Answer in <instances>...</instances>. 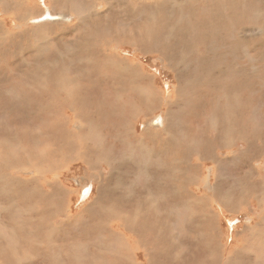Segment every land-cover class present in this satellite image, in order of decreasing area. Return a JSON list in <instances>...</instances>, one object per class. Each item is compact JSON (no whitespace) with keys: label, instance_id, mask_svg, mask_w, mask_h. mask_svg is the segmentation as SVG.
Returning <instances> with one entry per match:
<instances>
[{"label":"rangeland","instance_id":"obj_1","mask_svg":"<svg viewBox=\"0 0 264 264\" xmlns=\"http://www.w3.org/2000/svg\"><path fill=\"white\" fill-rule=\"evenodd\" d=\"M81 1L0 0V178L3 179L2 181L0 180V240L3 237L2 240L5 239L6 241V243L5 241L0 243V263L3 261V264H72L74 260H79L78 264H88V261L93 263L91 262V253L99 251L102 247L104 249L102 252L103 260L112 262L118 258L120 259L119 264H124V262L125 264H264V0H253L254 2L249 0L251 1L250 3L248 0H224V2L222 0H195L199 5L194 0H154V2L153 0H115L117 3L114 0L112 2L111 0ZM134 1L136 3L132 5ZM202 1L203 4H201ZM87 5L89 9L86 7ZM129 5L132 9H130ZM143 5H145V8L142 7ZM146 5H148L149 9L152 7L153 9H147ZM195 5L198 6L197 9L192 7H196ZM129 9L134 13L128 12L130 11ZM144 9H146L145 12L149 16H145ZM241 9H243V12ZM51 11L52 13L62 11L65 16L57 21L44 18L46 12L51 13ZM123 13L126 15L123 16ZM248 13L253 15V18L251 16L250 19ZM165 14L166 18L164 17ZM83 16L85 19L87 18L86 22L85 19L82 20ZM176 19L177 22L175 21ZM89 21L94 24L92 23L91 25ZM82 22H85V24H82ZM228 22L232 24L229 25ZM176 24L179 26L177 27ZM34 25L36 26L34 27ZM223 26H226V28H221ZM81 27L82 29H80ZM207 27L208 29L210 28V31L211 29L214 31L210 32ZM69 28L72 30L71 32ZM204 29L206 30L205 32ZM217 29L219 32H217ZM243 29L246 32L249 31L248 33L254 34V38H246L245 42L242 41L241 30ZM207 30L210 33H207ZM147 35L151 37H146ZM44 36L46 37L45 39H43ZM82 36L85 37L83 38ZM152 36L154 39H152ZM32 37L33 39H30ZM18 38L20 39L17 41ZM69 38H72V40ZM79 40H81V43ZM13 45L15 46L13 47ZM83 49L89 52V56H87V52H82ZM80 53L86 57L81 58ZM57 54H60V56ZM78 54L80 55L78 56ZM171 54L174 55L172 56ZM192 54L193 57L191 58ZM114 55L116 56L114 57ZM166 55L175 58L173 59L170 56L168 58ZM198 56H202L203 60L206 59L207 62L204 60L199 63L198 59H202ZM115 58H118V61ZM41 59H45V61L42 60L44 63L40 61ZM187 59H189V63ZM196 60L197 63L195 62ZM223 62L225 63L223 64ZM204 63L208 67L204 66ZM259 63L260 65L257 66ZM197 64L198 66H196ZM86 65L88 66L86 67ZM192 65L193 67H191ZM247 67L249 70L246 69ZM192 68H196V70ZM198 70L204 73L206 78ZM246 71H249L248 74ZM127 74L130 75L127 76ZM195 74L198 75L194 79ZM199 76L200 78L202 77V80H199ZM35 80L38 82L40 80V82L38 83ZM106 88L108 91L105 90ZM240 90L243 93H240ZM197 92L202 94L198 95L196 94ZM252 93H254V96ZM216 95H221V97ZM197 96L200 97L198 98ZM190 97H192V102ZM87 98L88 100H85ZM108 98L109 100L105 102ZM237 98L239 99L238 101ZM97 99L100 100V103H97L99 102ZM194 101L197 102V105ZM246 101L247 103H245ZM90 102L93 106L90 105ZM253 102L254 104H252ZM50 103L53 104L51 105ZM106 103H109L110 109ZM205 103L207 104L205 105ZM87 107L90 112H88ZM92 107L96 109L93 110ZM212 107L213 109H211ZM74 109L80 112L79 116L74 115ZM108 109L109 111H105ZM173 109L176 110L173 111ZM102 111L107 112V114H103L104 112ZM111 111H114V113H111ZM199 112L200 116L197 115ZM86 113L87 115L84 116L83 114ZM167 113L170 117L167 116ZM118 114L120 115L118 116ZM201 114L204 116L203 119H201L203 117ZM108 116H111V118ZM69 118L72 120L70 121ZM82 118L86 119V122ZM150 118L157 120L156 125L145 126ZM75 119H77L76 122ZM180 119L182 120L181 122L178 121ZM124 121L127 122L124 123ZM80 124H83L84 128ZM163 126L165 129H163ZM153 127L157 129L154 130ZM160 127L161 130L159 129ZM218 128L221 129L218 130ZM187 130L188 132H186ZM160 131L162 135L158 134ZM170 132L175 136L172 135L174 138L169 134ZM185 132L187 135L183 136ZM179 135L183 138L181 139ZM136 138L138 139L136 140ZM175 138H179V141L175 140ZM164 140H167L166 143L168 145ZM179 142L182 144L179 145ZM92 143L93 146H91ZM162 147L164 150H162ZM11 149L14 150L12 151ZM141 149L143 150L142 153L140 152ZM14 151L18 153L16 152V154ZM43 152L46 153L43 154ZM7 154H11V157ZM206 154L208 155L206 156ZM149 156L152 157L150 158ZM217 161L219 164H217ZM50 165L53 169H51ZM31 166L33 168L36 167V170ZM37 166L41 167L37 168ZM177 170L181 171L178 172ZM132 171H137L138 173H133ZM143 171L146 175L148 174V177ZM186 171L189 173L188 178H186L188 173L185 175ZM191 171L194 173L193 176ZM140 174H143V176ZM190 178H194V180L191 181ZM166 180L169 181L167 182ZM187 180L188 182H186ZM208 181H210V184ZM20 182L25 184L22 185ZM195 182L197 185H195ZM222 182L224 183L222 184ZM50 183L53 184L51 185ZM167 183L173 187L170 188L171 186L167 185ZM82 186L86 187L83 188ZM13 188L16 189L11 191ZM37 188L38 190L41 189L37 191ZM52 190L56 191L52 192ZM83 190H87V194H83ZM20 191L25 194L22 197L23 199L20 197L22 195ZM166 191L170 192L167 193ZM42 192L43 195H41ZM6 193L8 194L7 196L5 195ZM53 194H56L54 195L55 199H53ZM201 194L207 195V197L202 195L205 200H202ZM213 194L215 195L213 196ZM173 195L174 197H171ZM102 196L108 202H105ZM196 196L197 199H195ZM111 197H113L112 201L115 200L113 201L114 203L110 201ZM179 197L182 198L180 199ZM64 198L66 199L65 202L58 203L61 199L64 201ZM93 199L94 201L96 200L95 203L92 202ZM101 199L104 205L106 203L107 207L102 204ZM168 200L171 201L168 202ZM90 201L93 203L91 206ZM54 203L56 206L53 205ZM125 203L127 206L129 204L131 206H125ZM222 203H226V205L224 206ZM59 204H61L60 207H57ZM35 205H37V210ZM86 205L91 208H86ZM203 205L204 207L207 206V208H203ZM47 206L48 208H46ZM49 206H51L50 209ZM120 207L123 210H120ZM65 208L68 209L65 210ZM82 208L88 214L85 210H81ZM113 208L117 211H114ZM27 209L30 212H28L30 216L26 215ZM46 209H49L48 213L51 212V214H48ZM41 210L43 211L41 212ZM89 210L93 211V213L89 212ZM183 211L186 213H183ZM40 213L43 215H40ZM46 213L48 216L45 215ZM89 213L91 214L89 215ZM77 214L82 215L78 217ZM37 216H40L41 220H38ZM14 217L15 219H13ZM27 217H31L29 219L30 222ZM77 218L80 219L78 220ZM89 219H92V221L88 222ZM146 220L148 223L139 225ZM208 220L210 221L208 222ZM39 221L41 222L38 224ZM66 227L68 230L65 229L64 231L63 228ZM130 227L133 228L131 229ZM34 228L35 230L40 229V232H38L39 230H33ZM61 228L62 231L60 233ZM112 228H116L117 231L122 230L121 233L123 234H120L119 231L116 234ZM141 228L142 230L144 229L143 232ZM5 229L7 230L5 231ZM10 229L11 233H9ZM260 229H262V232ZM20 232L22 234H19ZM50 232L52 233L49 234ZM39 233L40 236L38 237ZM46 234L50 236H47L48 240L45 239ZM61 234H63V237ZM4 235H6V238ZM19 235H25V238L28 237L27 241ZM115 235H117V238ZM34 236H37L36 238H39L40 241ZM54 237L55 239H53ZM10 239L12 242H10ZM51 240L55 244L57 243L58 246L50 242ZM47 244H49V247ZM25 245L29 247L25 249ZM145 245L147 248H145ZM34 246L36 249L39 247L37 251L32 249ZM45 247H51V250ZM55 247H58V249L55 250ZM4 252L8 253L9 261H7L8 259L5 257L6 253ZM16 257L18 260L15 259ZM22 257L25 258V261H23ZM57 258L61 261L59 262ZM29 260L34 261L30 262ZM50 260L52 261L50 262Z\"/></svg>","mask_w":264,"mask_h":264},{"label":"bare ground","instance_id":"obj_2","mask_svg":"<svg viewBox=\"0 0 264 264\" xmlns=\"http://www.w3.org/2000/svg\"><path fill=\"white\" fill-rule=\"evenodd\" d=\"M80 1H81V0H80ZM112 1H113V0H111V2H112ZM117 1H118V0H117ZM117 1L115 2V0H114L115 3H117ZM119 1H120V0H119ZM125 1H126V0H125ZM140 1H142V0H140ZM144 1H145V0H144ZM144 1H143V2H144ZM194 1H195V0H194ZM222 1L224 2V0H222ZM229 1H230V0H229ZM248 1H249V0H248ZM252 1H253V0H252ZM81 2H82V1H81ZM111 2H110V3H111ZM131 2H132V1H131ZM131 2H130V4H131ZM143 2H142V4H144ZM153 2H154V0H153ZM158 2H159V1H158ZM195 2H196V1H195ZM214 2H215V1H214ZM235 2H236V1H235ZM250 2H251V1H249V3H250ZM253 2H254V1H253ZM40 3H41V2H40ZM86 3H87V2H86ZM134 3H136V1H134V2L132 3V5H133ZM140 3H141V2H140ZM159 3H160V2H159ZM191 3H192V2H191ZM196 3H197V2H196ZM196 3H195V4H196ZM206 3H207V2H206ZM70 4H71V3H70ZM70 4H69V5H70ZM87 4H88V3H87ZM94 4H95V3H94ZM138 4H139V2H138ZM145 4H146V3H145ZM148 4H149V3H148ZM154 4L157 5L156 3H154ZM192 4H194V3H192ZM197 4H198V3H197ZM197 4H196V5H197ZM201 4H203V1H202ZM207 4H208V3H207ZM241 4H242V1H241ZM6 5H7V4H6ZM88 5H90V4H88ZM88 5H87L86 7H88ZM109 5H111V4H109ZM109 5H108V6H109ZM134 5H135V4H134ZM139 5H140V4H139ZM159 5H160V4H159ZM196 5H195V6H196ZM198 5H199V4H198ZM247 5L249 6V4H247ZM247 5H246V6H247ZM43 6H44V5H43ZM43 6H42V7H43ZM51 6H52V5H51ZM92 6H93V5H92ZM112 6H113V5H112ZM129 6H130V5H129ZM144 6H145V5H143L142 7H144ZM146 6H147V9H149L148 5H146ZM153 6H154V5H153ZM164 6H165V5H164ZM200 6H201V5H200ZM241 6H242V5H241ZM253 6H254V5H253ZM9 7H10V6H9ZM47 7H48V6H47ZM130 7H131V6H130ZM138 7H140V6H138ZM192 7H193L194 9H197L198 6H196V7L192 6ZM4 8H5V7H4ZM45 8H46V5H45ZM48 8H49V7H48ZM53 8H54V7H53ZM76 8H77V7H76ZM79 8H80V7H79ZM79 8H78V9H79ZM93 8H94V7H93ZM103 8H104V7H103ZM103 8H102V10H103ZM128 8H129V7H128ZM134 8H135V7H134ZM144 8H145V7H144ZM193 8H191V9H193ZM247 8H248V7H247ZM247 8H246V9H247ZM250 8H251V7H250ZM62 9H63V8H62ZM86 9H87V8H86ZM86 9H85V10H86ZM88 9H89V7H88ZM97 9H98V8H97ZM97 9H96V10H97ZM130 9H132V7H131ZM130 9H129V10H130ZM151 9H153V7H152ZM151 9H149V10H151ZM162 9H163V8H162ZM166 9H167V8H166ZM248 9H249V8H248ZM14 10H15V9H14ZM49 10H50V9H49ZM72 10H73V9H72ZM94 10H95V9H94ZM99 10H100V9H99ZM142 10H143V9H142ZM142 10H141V12H142ZM145 10H146V9H144V12H145ZM154 10L156 11V9H154ZM185 10H186V9H185ZM242 10H243V9H241V11H242ZM17 11H18V10H17ZM54 11H55V10H54ZM59 11H60V10H59ZM63 11H64V10H63ZM69 11H70V10H69ZM79 11H80V9H79ZM91 11H93V10L91 9ZM108 11H109V10H108ZM134 11H135V10H134ZM138 11H140V10H138ZM238 11H239V9H238ZM249 11H250V10H249ZM15 12H16V11H15ZM49 12H50V11H49ZM85 12H86V11H85ZM87 12H88V10H87ZM94 12H95V11H94ZM112 12H113V9H112ZM123 12H124V11H123ZM128 12H133V11L130 10V11H128ZM242 12H243V11H242ZM242 12H241V13H242ZM244 12H245V10H244ZM250 12H251V11H250ZM39 13H40V12H39ZM44 13H45V12H44ZM101 13H102V12H101ZM133 13H134V12H133ZM145 13H146V12H145ZM148 13H149V12H148ZM164 13H165V12H164ZM174 13H175V12H174ZM190 13H191V12H190ZM195 13H196V12H195ZM251 13H252V12H251ZM41 14H42V13H41ZM73 14H74V13H73ZM89 14H90V13H89ZM91 14H92V13H91ZM107 14H108V13H107ZM140 14H141V13H140ZM156 14H157V13H156ZM166 14H167V13H166ZM166 14L164 15V17L166 16ZM248 14H249V13H248ZM253 14H254V11H253ZM76 15H77V14H76ZM80 15H81V14H80ZM125 15H126V14H125ZM125 15H124V13H123V16H125ZM130 15H131V13H130ZM138 15H139V14H138ZM138 15H137V16H138ZM141 15H142V14H141ZM147 15H148V14L146 13L145 16H147ZM150 15H151V14H150ZM167 15H168V14H167ZM170 15H171V14H170ZM173 15H174V14H173ZM194 15H195V14H194ZM237 15H239V14H237ZM16 16H17V15H16ZM64 16H65V13H62V11H61V12H57V13H52V11H51V13L46 12V15L44 16V18H47V19H49V20H50V19H53V20H56V21H57V20H59V19H61V18H64ZM67 16H68V14H67ZM78 16H79V13H78ZM81 16H82V15H81ZM148 16H149V15H148ZM155 16H156V15H155ZM168 16H169V15H168ZM182 16H183V15H182ZM248 16H249L250 19H251V16H252V18H253V15H250V14H249ZM258 16H259V15H258ZM70 17H71V16H70ZM85 17H86V16H85ZM254 17H255V16H254ZM16 18H17V17H16ZM19 18H22V17H19ZM24 18H25V17H24ZM88 18H89V16H88ZM94 18H95V17H94ZM96 18H97V17H96ZM108 18H109V17H108ZM150 18H151V17H150ZM165 18H166V17H165ZM179 18H180V17H179ZM35 19H36V18H35ZM66 19H67V18H66ZM69 19H70V18H69ZM83 19H85L84 16H83L82 20H83ZM86 19H87V18H86ZM86 19H85V22H86ZM89 19H90V18H89ZM89 19H88V20H89ZM156 19H157V18H156ZM18 20H19V19H18ZM36 20H37V19H36ZM49 20H48V21H49ZM78 20H79V19H78ZM78 20H77V21H78ZM91 20H92V18H91ZM150 20H151V19H150ZM157 20H158V19H157ZM157 20H156V22H157ZM160 20H161V19H160ZM166 20H168V19H166ZM180 20H181V19H180ZM245 20H246V19H245ZM245 20H244V21H245ZM15 21H16V20H15ZM19 21H20V20H19ZM38 21H39V20H38ZM44 21H45V20H44ZM98 21H99V20H98ZM152 21H153V19H152ZM175 21L177 22V19H176ZM178 21H179V20H178ZM20 22H21V21H20ZM85 22H82V24H83V23L85 24ZM99 22H100V21H99ZM150 22H151V21H150ZM31 23H32V22H31ZM44 23H46V22H44ZM49 23H50V22H49ZM89 23H90V21H89ZM92 23H93V22H92ZM92 23H90V24L92 25ZM95 23H98V22H95ZM171 23H172V22H171ZM228 23H229V22H228ZM242 23H243V22H242ZM247 23H248V22H247ZM14 24H15V23H14ZM16 24H17V23H16ZM23 24H24V23H23ZM50 24H51V23H50ZM50 24H48V25L50 26ZM93 24H94V23H93ZM98 24H99V23H98ZM151 24H153V23H151ZM177 24H178V23H177ZM177 24H176V26L178 27L179 25H177ZM230 24H232V23H229V25H230ZM245 24H246V23H245ZM248 24H249V23H248ZM36 25H37V24H36ZM36 25H34V27H35ZM54 25H55V24H54ZM61 25H63V24H61ZM78 25H79V24H78ZM87 25H89V24H87ZM158 25H159V24H158ZM219 25H220V23H219ZM222 25H223V24H222ZM222 25H221V26H222ZM240 25H241V24H240ZM254 25H255V24H254ZM28 26H29V25H28ZM49 26H48V27H49ZM65 26H66V25H65ZM69 26H71V25H69ZM94 26H95V25H94ZM165 26H166V25H165ZM167 26H168V25H167ZM167 26H166V27H167ZM174 26H175V25H174ZM174 26H173V27H174ZM227 26H228V25H227ZM258 26H259V25H258ZM258 26H257V27H258ZM14 27H15V26H14ZM75 27H76V26H75ZM78 27H79V26H78ZM78 27H77V28H78ZM96 27H97V26H96ZM156 27H157V26H156ZM168 27H169V26H168ZM205 27H206V26H205ZM231 27H232V26H231ZM25 28L27 29V27H25ZM41 28H42V27H41ZM50 28H52V26H50ZM88 28H89V27H88ZM104 28H106V27H104ZM104 28H103V31H104ZM164 28H165V27H164ZM170 28H171V27H170ZM174 28H176V27H174ZM217 28H218V27H217ZM221 28H226V26H225V27L223 26V27H221ZM221 28H220V29H221ZM227 28H228V27H227ZM252 28H253V27H252ZM259 28H260V27H259ZM26 29H25V30H26ZM48 29H49V28H48ZM72 29H74V28H72ZM80 29H82V27H81ZM167 29H168V28H167ZM207 29H208V27H207ZM209 29H210V28H209ZM209 29H208V30H209ZM214 29H215V28H214ZM229 29H230V28H229ZM233 29H234V25H233ZM253 29H254V28H253ZM33 30H34V29H33ZM38 30H39V29H38ZM69 30H70V28H69ZM76 30H78V29H76ZM76 30H75V31H76ZM154 30H155V29H154ZM174 30H175V29H174ZM179 30H180V29H179ZM208 30H207V33H210L213 29H211V31L209 30L210 32H208ZM217 30H218V29H217ZM217 30H216V31H217ZM224 30H227V29H224ZM251 30H252V29H251ZM259 30H260V29H259ZM259 30H258V31H259ZM262 30H263V29H262ZM18 31L20 32V30H18ZM34 31H35V30H34ZM45 31H47V29H45ZM71 31H72V30H70V32H71ZM85 31H86V30H85ZM103 31H102V32H103ZM129 31H130V30H129ZM146 31H147V30H146ZM175 31H177V30H175ZM181 31H182V30H181ZM205 31H206V30L204 29V32H205ZM213 31H214V30H213ZM222 31H223V30H222ZM254 31H255V30H254ZM258 31H257V32H258ZM61 32H62V31H61ZM68 32H69V31H68ZM73 32H74V31H73ZM80 32H81V31H80ZM80 32H79V33H80ZM90 32H91V31H90ZM125 32H126V31H125ZM131 32H132V31H131ZM138 32H139V30H138ZM140 32H142V31H140ZM153 32H154V31H153ZM217 32H219V30H218ZM248 32H249V31H248ZM248 32L244 31V29L241 30V33H242V35H241V39H242V41L245 42L246 38H247V39H252V38H254V34H252V33H248ZM24 33H25V32H24ZM24 33H23V34H24ZM81 33H82V32H81ZM85 33H86V32H85ZM98 33H99V32H98ZM122 33H123V32H122ZM136 33H137V32H136ZM144 33H145V32H144ZM158 33H159V32H158ZM172 33H174V32H172ZM200 33H201V32H200ZM212 33H213V32H212ZM238 33H239V31H238ZM253 33H254V32H253ZM258 33H259V32H258ZM260 33H261V31H260ZM26 34H27V33H26ZM34 34H35V32H34ZM65 34H66V33H65ZM65 34H64V35H65ZM86 34H87V33H86ZM115 34H117V33H115ZM129 34H130V33H129ZM141 34H142V33H141ZM151 34L153 35V33H151ZM156 34H157V33H156ZM160 34H161V32H160ZM177 34H178V32H177ZM202 34H203V33H202ZM219 34H220V33H219ZM221 34H222V32H221ZM12 35H13V34H12ZM16 35H18V34L16 33ZM36 35H37V34H36ZM36 35H35V37H36ZM55 35H56V34H55ZM83 35H84V33H83ZM89 35H90V34H89ZM104 35H105V34H104ZM130 35H131V34H130ZM130 35H128V36H130ZM132 35H133V34H132ZM139 35H140V34H139ZM154 35H155V34H154ZM174 35H175V34H174ZM179 35H180V33H179ZM179 35H178V36H179ZM13 36H15V35H13ZM37 36H38V35H37ZM40 36H41V35H40ZM58 36H59V35H58ZM58 36H57V37H58ZM142 36H143V35H142ZM142 36H141V37H142ZM148 36H149V35H147L146 37H148ZM176 36H177V35H176ZM16 37H17V36H16ZM38 37H39V36H38ZM82 37H83V36H82ZM84 37H85V36H84ZM84 37H83V38H84ZM112 37H113V36H112ZM149 37H151V36H149ZM152 37H153V36H152ZM155 37H156V36H155ZM179 37H181V36H179ZM219 37H220V35H219ZM219 37H218V38H219ZM237 37H238V36H237ZM0 38H1V37H0ZM21 38H22V37H21ZM23 38H24V37H23ZM41 38H42V37H41ZM45 38H46V37L44 36L43 39H45ZM125 38H126V37H125ZM136 38H137V35H136ZM138 38H139V36H138ZM144 38H145V37H144ZM144 38H143V39H144ZM176 38H177V37H176ZM238 38H239V37H238ZM15 39H16V38H15ZM19 39H20V38H18L17 41H18ZM30 39H33V37L30 38ZM69 39H70V38H69ZM100 39H101V38H100ZM104 39H105V38H104ZM128 39H129V38H128ZM130 39H131V38H130ZM150 39H151V38H150ZM152 39H154V37H153ZM156 39H157V38H156ZM179 39H180V38H179ZM179 39H178V40H179ZM201 39H202V38H201ZM204 39H205V38H204ZM219 39H220V38H219ZM221 39H222V38H221ZM40 40H41V39H40ZM62 40H63V39H62ZM70 40H72V38H71ZM88 40L90 41L89 38H88ZM91 40H92V39H91ZM116 40H117V39H116ZM145 40H146V39H145ZM12 41H13V40H12ZM64 41H65V40H64ZM68 41H69V40H68ZM79 41H80V43H81V40H79ZM86 41H87V40H86ZM150 41H151V40H150ZM182 41H183V40H182ZM213 41H214V40H213ZM58 42H59V41H58ZM77 42H78V41H77ZM82 42H83V41H82ZM179 42L181 43V41H179ZM184 42H185V41H184ZM259 42H260V41H259ZM16 43H17V42H16ZM30 43H31V42H30ZM36 43H37V42H36ZM36 43H35V44H36ZM87 43H88V42H87ZM104 43H105V42H104ZM112 43H113V42H112ZM248 43H249V42H248ZM248 43H247V44H248ZM250 43H251V42H250ZM256 43H257V42H256ZM10 44H11V43H10ZM105 44H106V43H105ZM185 44H186V43H185ZM261 44H262V43H261ZM87 45H88V44H87ZM113 45H114V43H113ZM115 45H116V44H115ZM232 45H233V44H232ZM245 45H246V44H245ZM14 46H15V45H13V47H14ZM34 46H35V45H34ZM85 46H86V45H85ZM101 46H102V45H101ZM186 46H189V45H186ZM186 46H185V47H186ZM233 46H234V45H233ZM233 46H232V47H233ZM21 47H22V46H21ZM81 47H82V46H81ZM111 47H113V46H111ZM200 47H201V45H200ZM2 48H3V47H2ZM8 48H9V47H8ZM85 48L88 49L89 46H88V48H87V47H85ZM109 48H110V46H109ZM190 48H191V47H190ZM251 48H252V47H251ZM260 48H261V47H260ZM50 49H51V48H50ZM74 49H75V48H74ZM81 49H82V48H81ZM86 49H83L82 52L85 51ZM112 49H113V48H112ZM196 49H197V48H196ZM203 49H204V48H203ZM245 49H246V48H245ZM8 50H9V49H8ZM48 50H49V49H48ZM78 50H79V49H78ZM190 50H191V49H190ZM260 50H261V49H260ZM49 51H50V50H49ZM80 51H81V50H80ZM80 51H79V52H80ZM96 51H97V50H96ZM109 51H110V50H109ZM118 51H119V50H118ZM30 52H31V51H30ZM59 52H60V51H59ZM86 52H87V51H85V53H86ZM112 52H113V51H112ZM112 52H111V54H112ZM114 52H115V51H114ZM119 52H120V51H119ZM193 52H195V51H193ZM196 52H197V51H196ZM247 52H249V51H247ZM9 53H10V52H9ZM40 53H41V52H40ZM42 53H43V52H42ZM65 53H66V51H65ZM88 53H89V52H87V54H88ZM108 53H109V52H108ZM186 53H188V52L186 51ZM191 53H192V51H191ZM45 54H46V53H45ZM80 54H81V53H80ZM80 54H78V56H79ZM96 54H97V53H96ZM116 54H117V53H116ZM188 54H189V53H188ZM30 55H31V54H30ZM33 55H34V54H33ZM38 55H39V54H38ZM43 55H44V54H43ZM43 55H42V56H43ZM57 55H58V54H57ZM64 55H65V54H64ZM64 55H62V56H64ZM66 55H67V54H66ZM104 55H105V54H104ZM117 55H118V54H117ZM120 55H121V54H120ZM171 55L173 56L174 54H171ZM58 56H60V54H59ZM80 56H82V54H81ZM87 56H89V54H88ZM93 56H94V55H93ZM115 56H116V55H114V57H115ZM166 56L168 57V56H170V55H166ZM166 56H165V58H167ZM172 56H170V57H172ZM196 56H197V55H196ZM196 56H195V58H196ZM202 56H203V55H202ZM202 56H198V57H200V58L202 59V60L198 59V60L200 61L199 63H201V61H204V60L207 62L206 59L203 60ZM35 57H36V56H35ZM35 57H34V58H35ZM53 57H54V55H53ZM68 57H70V56H68ZM83 57L85 58L86 56H82L81 58H83ZM108 57H109V55H108ZM108 57L106 56V58H108ZM118 57H119V56H118ZM190 57L192 58V57H193V54H192ZM40 58H41V57H40ZM47 58H48V57H47ZM78 58H79V57H78ZM87 58H88V57H87ZM89 58H91V57H89ZM106 58H105V59H106ZM168 58H169V57H168ZM172 58L174 59L175 57H172ZM205 58H206V57H205ZM9 59H10V58H9ZM105 59H104V60H105ZM115 59H117V61H118V58H115ZM189 59H190V58H189ZM189 59H187V60H188V63H189ZM42 60H43V59H41L40 61H42ZM46 60H47V59H46ZM55 60H56V58H55ZM60 60H61V58H60ZM82 60H84V59H82ZM86 60H87V59H86ZM86 60H85V61H86ZM101 60H102V59H101ZM106 60H107V59H106ZM184 60H185V59H184ZM190 60H191V59H190ZM192 60H193V59H192ZM217 60H218V59H217ZM263 60H264V59H263ZM35 61H36V59H35ZM43 61H45V59H44ZM43 61H42V63H44ZM48 61H49V60H48ZM57 61H58V60H57ZM62 61H63V60H62ZM110 61H111V60H110ZM113 61H114V60H113ZM172 61H173V60H172ZM213 61H214V60H213ZM255 61H256V60H255ZM255 61H254V62H255ZM259 61H260V60H259ZM37 62H38V61H37ZM46 62H47V61H46ZM53 62H54V61H53ZM81 62H82V61H81ZM104 62H105V61H104ZM182 62H183V59H182ZM195 62L197 63V60H196ZM217 62H218V61H217ZM257 62H258V61H257ZM13 63H14V62H13ZM18 63H19V62H18ZM34 63H35V62H34ZM86 63H87V62H86ZM113 63H114V62H113ZM115 63H117V62L115 61ZM121 63H122V62H121ZM167 63H168V62H167ZM196 63H195V64H196ZM224 63H225V62H223V64H224ZM226 63H227V62H226ZM260 63H263V62H260ZM260 63L257 64V66L260 65ZM30 64H31V63H30ZM37 64H38V63H37ZM99 64H100V63H99ZM103 64H104V63H103ZM119 64H120V61H119ZM119 64H118V65H119ZM122 64H123V63H122ZM176 64H177V63H176ZM184 64H185V63H184ZM195 64H194V65H195ZM205 64H206V63H204V66L208 67L207 64H206V65H205ZM208 64H209V60H208ZM214 64H215V62H214ZM221 64H222V62H221ZM10 65H11V64H10ZM65 65H66V64H65ZM173 65H174V64H173ZM177 65H178V64H177ZM187 65L189 66V64H187ZM254 65H255V64H254ZM262 65H263V64H262ZM35 66H37V65L35 64ZM41 66H42V65H41ZM67 66H68V64H67ZM84 66H85V65H84ZM87 66H88V65H86V67H87ZM105 66H106V65H105ZM119 66H120V65H119ZM123 66H124V65H123ZM181 66H182V65H181ZM196 66H198V64H197ZM199 66H200V65H199ZM251 66H252V65H251ZM24 67H25V66H24ZM59 67H60V66H59ZM191 67H193V65H192ZM194 67H195V66H194ZM216 67H217V65H216ZM42 68H43V67H42ZM64 68H65V67H64ZM67 68H68V67H67ZM121 68H122V67H121ZM257 68H258V67H257ZM259 68H260V66H259ZM187 69H188V67H187ZM192 69H193V68H192ZM194 69L196 70V68H194ZM194 69H193V70H194ZM199 69L201 70V68H199ZM212 69H213V67H212ZM240 69H241V68H240ZM246 69H248V67H247ZM24 70H25V69H24ZM47 70H48V69H47ZM182 70H183V69H182ZM193 70H192V71H193ZM203 70H204V69H203ZM213 70H214V69H213ZM243 70H244V69H243ZM248 70H249V69H248ZM29 71H30V70H29ZM42 71H43V70H42ZM131 71H133V70H131ZM184 71H185V70H184ZM187 71H188V70H187ZM189 71H190V69H189ZM189 71H188V72H189ZM230 71H232V70H230ZM241 71H242V69H241ZM263 71H264V70H263ZM30 72H31V71H30ZM39 72H41V71H39ZM47 72H48V71H47ZM125 72H126V71H125ZM188 72H187V73H188ZM198 72H200V71L198 70ZM238 72H239V71H238ZM246 72H247V74H248L249 71H246ZM43 73H44V71H43ZM81 73H82V71H81ZM128 73H129V72H128ZM200 73H201V72H200ZM206 73H207V72H206ZM216 73H217V72H216ZM234 73H236V72H234ZM239 73H241V72H239ZM39 74H40V73H39ZM132 74H133V73H132ZM185 74H186V73H185ZM190 74H191V73H190ZM190 74H189V76H190ZM192 74H193V73H192ZM198 74H199V73H198ZM198 74H195L194 79H195L196 75H198ZM201 74H203L202 76L205 77L204 73H201ZM214 74H215V73H214ZM249 74H250V73H249ZM42 75H43V74H42ZM129 75H130V74H129ZM129 75L127 74V76H129ZM234 75H236V74H234ZM234 75H233V76H234ZM40 76H41V74H40ZM131 76H133V75H131ZM200 76H201V75H200ZM200 76H199V78H200ZM36 77H37V76H36ZM36 77H33V78H36ZM38 77H39V75H38ZM44 77H45V76H44ZM197 77H198V76H197ZM92 78H93V77H92ZM133 78H134V76H133ZM135 78H136V77H135ZM137 78H138V77H137ZM189 78H191V77H189ZM201 78H202V77H201ZM201 78H200L199 80H202ZM205 78H206V77H205ZM216 78H217V77H216ZM240 78H241V77H240ZM26 79H27V78H26ZM40 79H42V78H40ZM85 79H86V78H85ZM96 79H97V78H96ZM100 79H101V78H100ZM131 79H132V78H131ZM191 79L194 80L193 78H191ZM37 80H38V79H37ZM83 80H84V79H83ZM92 80H93V79H92ZM206 80H207V79H206ZM214 80H215V79H214ZM33 81H34V80H33ZM35 81H36V80H35ZM86 81H88V80L86 79ZM189 81H190V80H189ZM212 81H213V80H212ZM17 82H18V81H17ZM36 82H38V81H36ZM39 82H40V80H39ZM39 82H38V83H39ZM84 82H85V81H84ZM94 82H96V81H94ZM94 82H93V83H94ZM97 82L99 83V81H97ZM190 82H191V81H190ZM194 82H195V81H194ZM194 82H192V83H194ZM196 82H198V81H196ZM215 82L217 83V81H215ZM89 83H92V82H89ZM111 83H112V82H111ZM203 83H204V81H203ZM212 83H213V82H212ZM42 84H43V83H42ZM87 84H88V83H87ZM94 84H95V83H94ZM195 84H196V83H195ZM195 84H193V85H195ZM198 84H199V83H198ZM204 84H205V83H204ZM219 84H220V83H219ZM10 85H11V84H10ZM40 85H41V84H40ZM40 85H39V86H40ZM47 85H48V84H47ZM193 85H192V86H193ZM189 86H191V85H189ZM195 86H196V85H195ZM198 86H199V85H198ZM200 86H202V85L200 84ZM210 86H211V85H210ZM43 87H44V86H43ZM48 87H49V86H48ZM106 87H108V86H106ZM193 87H194V86H193ZM207 87H209V86H207ZM216 87H217V86H216ZM15 88H16V87H15ZM88 88H89V86H88ZM96 88H97V87H96ZM189 88H190V87H189ZM197 88H198V87H197ZM212 88H213V86H212ZM219 88H220V87H219ZM221 88H223V87H221ZM240 88H241V87H240ZM100 89H101V86H100ZM100 89H99V90H100ZM223 89H225V88H223ZM226 89H227V87H226ZM229 89H230V88H229ZM25 90H26V89H25ZM41 90H42V88H41ZM75 90H76V89H75ZM85 90H86V89H85ZM88 90H89V89H88ZM90 90H91V89H90ZM97 90H98V89H97ZM105 90H107V88H106ZM190 90H192V89H190ZM93 91H94V90H93ZM93 91H92V92H93ZM95 91H96V89H95ZM107 91H108V90H107ZM112 91H113V90H112ZM202 91H203V90H202ZM207 91H208V89H207ZM219 91H220V90H219ZM251 91H252V90H251ZM86 92H87V91H86ZM92 92H91V94H92ZM114 92H115V91H114ZM252 92H253V91H252ZM43 93L45 94V92H43ZM89 93H90V92H89ZM94 93H95V92H94ZM94 93H93V94H94ZM192 93H194V92L192 91ZM200 93H201V92H200ZM200 93L198 94V92H197L196 94L201 95L202 93H201V94H200ZM206 93H207V92H206ZM220 93H221V92H220ZM240 93H243V91L240 90ZM240 93H239V94H240ZM244 93H245V92H244ZM47 94H48V93H47ZM97 94H98V93H97ZM115 94H116V93H115ZM190 94H191V93H190ZM231 94H232V93H231ZM239 94H238V95H239ZM246 94H248V93L246 92ZM252 94H253V96H254V93H252ZM255 94H256V93H255ZM45 95H46V94H45ZM193 95H194V94H193ZM193 95H192V96H193ZM4 96H5V95H4ZM43 96H44V95H43ZM208 96H209V95H208ZM216 96H217V95H216ZM248 96H249V95H248ZM251 96H252V95H251ZM97 97H98V96H97ZM109 97H110V96H109ZM193 97H194V96H193ZM197 97H198V96H197ZM199 97H200V96H199ZM199 97H198V98H199ZM214 97H215V96H214ZM217 97H221V95H218ZM44 98H45V97H44ZM100 98H101V97H100ZM100 98H99V99H100ZM102 98H103V97H102ZM190 98H191V102H192V97H190ZM195 98H196V97H195ZM215 98H216V97H215ZM39 99H40V98H39ZM91 99H93V98L91 97ZM91 99H90V100H91ZM99 99H97V100L99 101V102H97V103H100V100H99ZM110 99H111V98H110ZM185 99H186V98H185ZM202 99H203V98H202ZM202 99H200V100L202 101ZM208 99H209V97H208ZM216 99H217V98H216ZM250 99H251V98H250ZM85 100H88V98L85 99ZM108 100H109V98H108L107 100H105V102H107ZM112 100H114V99H112ZM183 100H184V99H183ZM183 100H182V101H183ZM200 100H199V101H200ZM214 100H215V99H214ZM222 100H223V99H222ZM224 100H225V98H224ZM238 100H239V99L237 98V101H238ZM252 100H253V99H252ZM252 100H251V101H252ZM42 101H43V100H42ZM80 101H81V100H80ZM116 101H117V100H116ZM116 101H113V102H116ZM185 101H186V100H185ZM189 101H190V100H189ZM199 101H198V102H199ZM201 101H200V103H202ZM225 101H226V100H225ZM234 101H235V100H234ZM237 101H236V102H237ZM82 102H83V101H82ZM110 102H111V101H110ZM187 102H188V101H187ZM187 102H186V103H187ZM194 102H195V101H194ZM223 102H224V101H223ZM256 102H257V101H256ZM260 102H261V101H260ZM39 103H41V102L39 101ZM93 103H94V102H93ZM111 103H112V102H111ZM111 103H110V104H111ZM195 103H196V105H197V102H195ZM245 103H247V101H246ZM50 104L52 105L53 103H50ZM81 104H82V103H81ZM95 104H96V102H95ZM106 104L108 105V107L110 106L109 103H106ZM180 104H181V103H180ZM180 104H179V106H181ZM187 104H189V103H187ZM206 104H207V103H205V105H206ZM234 104H235V103H234ZM238 104H239V103H238ZM252 104H254V102H253ZM38 105H39V104H38ZM90 105H92L91 102H90ZM98 105H99V104H98ZM112 105H113V104H112ZM165 105H166V104H165ZM168 105H169V104H168ZM199 105H200V104H199ZM240 105H241V104H240ZM250 105H251V104H250ZM259 105H260V104H259ZM41 106H43V105H41ZM92 106H93V105H92ZM100 106H101V105H100ZM114 106H115V104H114ZM209 106H210V105H209ZM236 106H237V104H236ZM242 106H243V105H242ZM47 107H48V106H47ZM53 107H54V106H53ZM94 107H95V106H94ZM187 107H188V106H187ZM193 107H194V106H193ZM197 107H199V106H197ZM207 107H208V106H207ZM207 107H206V108H207ZM243 107H244V106H243ZM248 107H249V106H248ZM254 107H255V106H254ZM257 107H258V106H257ZM41 108H43V107H41ZM87 108H88V107H87ZM92 108H93V107H92ZM190 108H192V107H190ZM195 108H196V107H195ZM195 108H194V109H195ZM203 108H204V105H203ZM203 108H202V109H203ZM209 108H210V107H209ZM209 108H208V109H209ZM214 108H215V107H214ZM218 108H219V106H218ZM245 108H247V107H245ZM251 108H252V107H251ZM251 108H250V109H251ZM95 109H96V108H95ZM95 109L93 108V110H95ZM103 109H104V107H103ZM103 109L101 108V110H103ZM109 109H110V107H109ZM109 109H108V110H105V111H109ZM177 109H179V108H177ZM199 109H201V108H199ZM202 109H201V110H202ZM211 109H213V107H212ZM221 109H222V108H221ZM237 109H238V108H237ZM243 109H244V108H243ZM248 109H249V108H248ZM252 109H253V108H252ZM84 110H85V109H84ZM174 110H176V109H173V111H174ZM188 110H189V109H188ZM195 110H198V109H195ZM201 110H200V111H201ZM204 110H205V109H204ZM204 110H203V111H204ZM206 110H207V109H206ZM209 110H210V109H209ZM209 110H208V111H209ZM216 110H217V109H216ZM261 110H262V109H261ZM86 111H87V110H86ZM105 111H102V112H104L103 114H107V112L105 113ZM114 111H115V110H114ZM114 111H111V113H112V112L114 113ZM167 111H168V109H167ZM167 111H166V112H167ZM177 111H178V110H177ZM190 111H191V109H190ZM223 111H224V110H223ZM232 111H233V110H232ZM236 111H237V110H236ZM241 111H242V110H241ZM253 111H254V110H253ZM43 112H45V111H43ZM84 112H85V111H84ZM88 112H90V111H89V108H88ZM94 112H95V111H94ZM102 112H101V113H102ZM170 112H171V110H170ZM170 112H169V114H170ZM178 112H179V111H178ZM192 112H193V111H192ZM192 112H190V114H192ZM146 113H147V112H146ZM196 113H197V112H196ZM201 113H203V112H201ZM252 113H253V112H252ZM79 114H80V112H79L77 109H74V115H75V116H79ZM95 114H97V113H95ZM99 114H100V113H99ZM108 114H109V113H108ZM164 114H165V113H164ZM171 114H172V113H171ZM178 114H180V113H178ZM188 114H189V113H188ZM204 114H205V113H204ZM83 115L85 116V115H87V113H86V114H83ZM83 115H82V116H83ZM88 115H89V114H88ZM92 115H93V114H92ZM109 115H110V114H109ZM112 115H113V114H112ZM114 115H115V114H114ZM119 115H120V114H118V116H119ZM192 115H193V114H192ZM197 115L200 116V112H199V114H197ZM201 115H202V114H201ZM205 115H206V114H205ZM207 115H208V113H207ZM209 115H210V114H209ZM82 116H80V117H82ZM84 116H83V117H84ZM106 116H107V115H106ZM167 116H169L168 113H167ZM202 116H203V115H202ZM102 117H103V116H102ZM108 117L111 118V116H108ZM142 117H143V116H142ZM169 117H170V116H169ZM179 117H180V116H179ZM182 117H183V116H182ZM208 117H209V116H208ZM71 118H72V117H71ZM103 118H104V117H103ZM180 118H181V117H180ZM200 118H201V117H200ZM203 118H204V116H203L201 119H203ZM240 118H241V117H240ZM248 118H249V117H248ZM82 119H83L84 121L86 120V119H84V118H82ZM82 119H81V120H82ZM93 119H94V118H93ZM146 119H148V118H146ZM164 119H165V117H164ZM176 119H177V118H176ZM182 119H183V118H182ZM243 119H244V117H243ZM69 120H70V118H69ZM71 120H72V119H71ZM71 120H70V121H71ZM81 120H80V121H81ZM83 120H82V121H83ZM124 120H125V119H124ZM199 120H200V119H199ZM76 121H77V119H75V122H76ZM84 121H83V123H84ZM145 121H146V120H145ZM163 121H165V120H163ZM169 121H170V119H169ZM175 121H176V120H175ZM178 121L181 122L182 120L180 119V120H178ZM184 121H185V120H184ZM197 121H198V119H197ZM202 121H203V120H202ZM202 121H201V122H202ZM204 121H206V120H204ZM242 121H244V120H242ZM85 122H86V121H85ZM88 122H89V120H88ZM120 122H121V121H120ZM125 122H127V121H124V123H125ZM156 122H157L156 119L154 120V119L150 118L149 120H147L145 126H147V125H156ZM198 122H199V121H198ZM162 123H163V122H162ZM162 123H161V124H162ZM166 123H167V121H166ZM173 123H174V122H173ZM173 123H172V124H173ZM175 123H176V122H175ZM195 123H196V122H195ZM88 124H89V123H88ZM157 124H158V123H157ZM176 124H177V123H176ZM191 124H192V123H191ZM191 124H190V125H191ZM250 124H251V123H250ZM82 125H83V124H80V126H82ZM162 125H163V124H162ZM74 126H76V125H74ZM86 126H87V125H86ZM166 126H167V125H166ZM176 126H177V125H176ZM178 126H179V125H178ZM186 126H187V125H186ZM236 126H237V125H236ZM82 127H83V126H82ZM111 127H112V126H111ZM167 127H168V126H167ZM167 127H166V129H167ZM83 128H84V127H83ZM124 128H125V127H124ZM150 128H151V126H150ZM153 128H154V127H153ZM179 128H181V127H179ZM185 128H186V127H185ZM187 128H188V126H187ZM187 128H186V129H187ZM215 128H216V127H215ZM156 129H157V128H154V130H156ZM159 129L161 130V127H160ZM163 129H165L164 126H163ZM186 129H185V130H186ZM220 129H221V128H220ZM220 129L218 128V130H220ZM81 130H82V129H81ZM98 130H100V129H98ZM120 130H121V129H120ZM122 130H123V129H122ZM152 130H153V129H152ZM154 130H153V131H154ZM168 130H169V128H168ZM88 131H89V129H88ZM153 131H152V132H153ZM157 131H159V130H157ZM181 131H182V130H181ZM181 131H180V133H181ZM191 131H192V129H191ZM236 131H237V130H236ZM95 132H96V131H95ZM100 132H101V131H100ZM125 132H127V131H125ZM162 132H163V131H162ZM166 132H167V131H166ZM186 132H188V130H187ZM186 132L183 134V136L186 134ZM114 133H115V132H114ZM117 133H118V132H117ZM154 133H155V131H154ZM176 133H177V132H176ZM80 134H82V133H80ZM80 134H79V135H80ZM93 134H94V133H93ZM100 134H101V133H100ZM100 134H99V135H100ZM118 134H119V133H118ZM158 134H161V131L158 132ZM163 134H164V133H163ZM169 134H171V136L173 135L171 132H170ZM177 134H179V133H177ZM181 134H182V133H181ZM181 134H180V135H181ZM222 134H223V133H222ZM240 134H241V133H240ZM86 135H87V134H86ZM88 135H89V134H88ZM109 135H111V134H109ZM115 135H116V134H115ZM129 135H130V134H129ZM161 135H162V134H161ZM180 135H179V136H180ZM186 135H187V134H186ZM245 135H247V134H245ZM100 136H101V135H100ZM111 136H112V135H111ZM113 136H114V135H113ZM116 136H117V135H116ZM163 136H165V135H163ZM169 136H170V135H169ZM173 136H174V135H173ZM173 136H172V138L175 137V136H174V137H173ZM176 136H177V135H176ZM181 136H182V135H181ZM181 136H180V137H181ZM195 136H196V135H195ZM234 136H235V135H234ZM240 136H241V135H240ZM104 137H105V136H104ZM134 137H135V136H134ZM134 137H133V138H134ZM137 137H138V136H137ZM167 137H168V134H167ZM100 138H101V137H100ZM172 138H171V139H172ZM182 138H183V137H181V139H182ZM188 138H189V137H188ZM193 138H194V137H193ZM196 138H197V137H196ZM196 138H195V139H196ZM215 138H216V137H215ZM232 138H233V137H232ZM137 139H138V138H136V140H137ZM164 139H167V138H164ZM181 139H180V140H181ZM248 139H249V138H248ZM260 139H261V138H260ZM140 140H142V139H140ZM172 140H173V139H172ZM175 140H178V141H179V138H178V139L175 138ZM199 140H200V139H199ZM216 140H217V139H216ZM216 140H215V141H216ZM231 140H232V139H231ZM233 140H234V139H233ZM164 141H165V140H164ZM166 141H167V140H166ZM166 141H165V143H166ZM168 141H169V139H168ZM178 141H177V142H178ZM186 141H187V140H186ZM200 141H201V140H200ZM217 141H218V140H217ZM228 141H230V140H228ZM174 142H175V141H174ZM161 143H162V142H161ZM165 143H164V144H165ZM170 143H171V142H170ZM179 143H180V142H179ZM252 143H253V142H252ZM166 144H167V143H166ZM175 144H176V142H175ZM181 144H182V143H180L179 145H181ZM54 145H55V144H54ZM100 145H102V144H100ZM167 145H168V144H167ZM173 145H174V144H173ZM173 145H172V147H173ZM185 145H186V144H185ZM91 146H93V143H92ZM158 146H159V145H158ZM160 146H161V145H160ZM174 146H175V145H174ZM249 146H250V145H249ZM76 147H77V146H76ZM107 147H108V146H107ZM182 147H183V145H182ZM186 147H187V146H186ZM53 148H54V147H53ZM56 148H57V147H56ZM148 148H150V147H148ZM162 148H163V147H162ZM167 148H169V147H167ZM174 148H175V147H174ZM176 148H177V147H176ZM14 149H16V148L14 147ZM14 149H13V150H14ZM58 149H59V148H58ZM58 149H57V150H58ZM90 149H91V147H90ZM103 149H105V148H103ZM138 149H139V146H138ZM146 149H147V148H146ZM153 149H154V148H153ZM156 149H157V148H156ZM158 149H159V148H158ZM160 149H161V148H160ZM169 149H170V148H169ZM171 149H172V148H171ZM190 149H191V148H190ZM206 149H207V148L205 147V150H206ZM11 150H12V149H11ZM13 150H12V151H13ZM42 150H43V149H42ZM54 150H55V149H54ZM59 150H60V149H59ZM59 150H58V151H59ZM111 150H112V148H111ZM111 150L109 149V151H111ZM162 150H164V148H163ZM173 150H174V149H173ZM44 151H45V150H44ZM89 151H90V150H89ZM142 151H143V150L141 149L140 152L142 153ZM174 151H175V150H174ZM206 151L208 152V150H206ZM14 152H15V151H14ZM16 152H17V151H16ZM16 152H15V153H16ZM40 152H41V151H40ZM60 152H61V151H60ZM131 152H132V151H131ZM153 152H155V151H153ZM207 152H206V153H207ZM12 153H13V152H12ZM15 153H14V154H15ZM17 153H18V152H17ZM17 153H16V154H17ZM41 153H42V152H41ZM41 153H40V154H41ZM45 153H46V152H45ZM45 153L43 152V154H45ZM47 153H48V152H47ZM143 153H144V152H143ZM146 153H147V152H146ZM151 153H152V152H151ZM151 153H150V154H151ZM43 154H42V155H43ZM59 154H60V153H59ZM63 154H64V153H63ZM63 154H62V155H63ZM150 154H149V155H150ZM156 154H157V153H156ZM203 154H204V152H203ZM7 155H9V154H7ZM10 155H11V154H10ZM10 155H9V156H10ZM28 155H29V154H28ZM81 155H82V154H81ZM81 155H80V156H81ZM146 155H147V154H146ZM154 155H155V154H154ZM204 155H205V154H204ZM207 155H208V154H206V156H207ZM95 156H96V155H95ZM97 156H98V155H97ZM158 156H159V155H158ZM158 156H157V157H158ZM167 156H168V155H167ZM171 156H172V155H171ZM171 156H169V157H171ZM7 157H8V156H7ZM10 157H11V156H10ZM26 157H27V156H26ZM26 157H25V158H26ZM87 157H88V156H87ZM89 157H90V155H89ZM100 157H101V156H100ZM149 157L151 158L152 156H149ZM12 158H13V157H12ZM11 160H13V159H11ZM11 160H10V161H11ZM22 160H23V159H22ZM26 160H27V159H26ZM80 160H81V159H80ZM152 160H153V159H152ZM38 161H39V160H38ZM157 161H158V160H157ZM184 161H185V160H184ZM2 162H3V161H2ZM35 162H37V161H35ZM40 162H41V161H40ZM85 162H86V161H85ZM97 162H98V161H97ZM160 162H161V161H160ZM215 162H216V161H215ZM217 162H218V161H217ZM0 163H1V161H0ZM41 163H42V162H41ZM104 163H105V162H104ZM108 163H109V162H108ZM169 163H170V162H169ZM169 163H168V164H169ZM23 164H24V163H23ZM32 164H33V163H32ZM54 164H56V163H54ZM54 164H53V165H54ZM88 164H89V163H88ZM217 164H219V162H218ZM3 165H5V164H3ZM51 165H52V164H51ZM51 165H50V166H51ZM106 165H107V164H106ZM154 165H155V164H154ZM185 165H186V164H185ZM24 166H25V165H24ZM32 166H33V165H32ZM32 166H31V167H32ZM34 166H35V165H34ZM50 166H49V167H50ZM56 166H57V165H56ZM161 166H162V165H161ZM179 166H180V165H179ZM2 167H3V166H2ZM39 167H41V166H39ZM39 167L37 166V168H39ZM180 167H181V166H180ZM32 168H33V167H32ZM35 168H36V167H34L33 169H35ZM54 168H56V167H54ZM57 168H58V167H57ZM160 168H161V167H160ZM162 168H163V166H162ZM1 169H2V168H1ZM21 169H22V168H21ZM51 169H53L52 166H51ZM100 169H101V167H100ZM100 169H99V171H100ZM170 169H171V168H170ZM170 169H168V170H170ZM179 169H180V168H179ZM35 170H36V169H35ZM40 170H41V169H40ZM171 170H172V169H171ZM189 170H190V169H189ZM189 170H188V171H189ZM41 171H42V170H41ZM145 171H146V170H145ZM149 171H150V170H149ZM159 171H161V170L159 169ZM163 171H164V170H163ZM177 171L180 172L181 170H180V171L177 170ZM188 171L185 172V175L188 173ZM213 171H214V170H213ZM51 172H52V171H51ZM56 172H57V171H56ZM132 172H133V171H132ZM136 172H137V171H136ZM136 172L134 171L133 173H136ZM155 172H156V171H155ZM214 172H215V171H214ZM4 173H5V172H4ZM49 173H50V172H49ZM97 173H99V172H97ZM101 173H102V172H101ZM105 173H106V172H105ZM137 173H138V172H137ZM143 173H144V171H143ZM157 173H158V171H157ZM157 173H156V174H157ZM175 173H176V172H175ZM191 173H192L191 175L193 176L194 173H193L192 171H191ZM212 173H213V172H212ZM56 174H57V173H56ZM56 174H55V175H56ZM144 174H145V173H144ZM153 174H154V173H153ZM156 174H155V175H156ZM160 174H161V172H160ZM160 174H158V175H160ZM2 175H4V174H2ZM140 175L143 176V174H140ZM145 175H146V174H145ZM145 175H144V176H145ZM147 175H148V174H147ZM147 175H146V176H147ZM162 175H164V174H162ZM179 175H180V174H179ZM188 175H189V173L187 174V177H186V176H185V177L188 178ZM211 175H212V174H211ZM214 175H215V174H214ZM149 176H153V175H149ZM156 176H157V175H156ZM168 176H170V175H168ZM205 176H206V175H205ZM212 176H213V175H212ZM212 176H211V177H212ZM53 177H54V176H53ZM147 177H148V176H147ZM161 177H162V176H161ZM173 177H174V176H173ZM178 177H179V176H178ZM185 177H184V178H185ZM209 177H210V176H209ZM209 177H208V178H209ZM214 177H215V176H214ZM34 178H35V177H34ZM34 178H33V181H34ZM144 178H145V177H144ZM155 178H156V177H155ZM182 178H183V177H182ZM194 178H195V176H194ZM194 178H193V179L190 178L191 181L194 180ZM6 179H7V178H6ZM8 179H9V180H12V179H10V178H8ZM35 179H36V178H35ZM169 179H171V178H169ZM195 179H196V178H195ZM200 179H201V178H200ZM212 179H213V178H212ZM0 180L2 181L3 179L0 178ZM51 180H52V179H51ZM149 180H150V179H149ZM172 180H173V179H172ZM197 180H198V179H197ZM214 180H215V179H214ZM4 181H5V179H4ZM15 181H16V180H15ZM35 181H36V180H35ZM162 181H163V178H162ZM166 181H167V180H166ZM168 181H169V180H168ZM168 181H167V182H168ZM195 181H196V180H195ZM7 182H8V181H7ZM36 182H37V181H36ZM36 182H34V183H36ZM48 182H49V181H48ZM51 182H54V181H51ZM181 182L184 183L185 181H181ZM181 182H179V183H181ZM186 182H188V180H187ZM248 182H249V181H248ZM12 183H13V182H12ZM20 183L22 184V182H20ZM27 183H28V182H27ZM56 183H57V182H56ZM142 183H144V182H142ZM202 183H203V182H202ZM208 183L210 184V181H208ZM223 183H224V182H222V184H223ZM0 184H1V183H0ZM2 184H4V183H2ZM14 184H15V183H14ZM16 184H17V183H16ZM21 184H20V185H21ZM24 184H25V183H23L22 185H24ZM50 184H51V183H50ZM52 184H53V183H52ZM52 184H51V185H52ZM150 184H151V183H150ZM150 184H148V185H150ZM168 184H169V183H167V185H168ZM189 184H190V180H189ZM209 184H208V185H209ZM213 184H214V183H213ZM37 185H38V184H37ZM47 185H48V184H47ZM85 185H86V184H85ZM91 185H92V184H91ZM169 185H170V184H169ZM176 185H177V184H176ZM195 185H197L196 182H195ZM198 185H199V184H198ZM3 186H4V185H3ZM150 186H151V185H150ZM170 186H171V185H170ZM170 186H169V187H170ZM182 186H184V185H182ZM199 186H200V185H199ZM13 187H15V186H13ZM21 187H22V186H21ZM24 187L27 188L26 186H24ZM51 187H52V186H51ZM82 187H83V186H82ZM85 187H86V186H85ZM85 187H83V188H85ZM97 187H98V186H97ZM103 187H104V186H103ZM154 187H155V186H154ZM172 187H173V186H171L170 188H172ZM174 187H175V186H174ZM190 187H191V186H190ZM209 187H210V186H209ZM11 188H12V187H11ZM31 188H32V187H31ZM34 188H35V187H34ZM38 188H39V187H38ZM38 188H37V191H39V190L41 189V188H40V189L38 190ZM54 188H55V187H54ZM95 188H96V187H95ZM105 188H106V187H105ZM150 188H151V187H150ZM170 188H168V189H170ZM181 188H182V187H181ZM7 189H8V188H7ZM9 189H10V188H9ZM14 189H16V188L11 189V191H14ZM27 189H28V188H27ZM27 189H25V190H27ZM35 189H36V188H35ZM50 189H51V188H50ZM106 189L108 190V188H106ZM174 189H175V188H174ZM207 189H208V187H207ZM210 189H211V188H210ZM219 189H220V188H219ZM17 190H18V189H17ZM21 190H22V189H21ZM31 190H32V189H31ZM98 190H99V189H98ZM154 190H155V189H154ZM179 190H181V189H179ZM205 190H206V189H205ZM212 190H213V189H212ZM220 190H222V189H220ZM7 191H8V190H7ZM15 191H16V190H15ZM22 191H24V190H22ZM33 191H34V190H33ZM37 191H36V193H38ZM53 191H54V190H52V192H53ZM55 191H56V190H55ZM55 191H54V192H55ZM96 191H97V190H96ZM109 191H111V190H109ZM206 191H207V190H206ZM217 191H218V190H217ZM18 192H19V190H18ZM20 192H21V191H20ZM40 192H41V191H40ZM61 192H62V191H61ZM166 192H167V191H166ZM166 192H165V193H166ZM169 192H170V191H168L167 193H169ZM172 192H173V191H172ZM204 192H205V191H204ZM204 192H203V193H204ZM211 192H212V191H211ZM4 193H5V192H4ZM8 193H9V192H8ZM48 193H49V192H48ZM57 193H58V191H57ZM84 193L87 194V190H83V194H84ZM97 193H98V192H97ZM111 193H113V192H111ZM111 193H109V194H111ZM154 193H156V192H154ZM163 193H164V192H163ZM180 193H181V192H180ZM208 193H209V192H208ZM208 193H207V194H208ZM14 194H15V193H14ZM17 194H18V193H17ZM21 194H22V192H21ZM79 194H80V193H79ZM98 194H99V193H98ZM147 194H148V193H147ZM156 194H157V193H156ZM181 194H182V193H181ZM184 194H187V193H184ZM5 195L7 196L8 194L6 193ZM18 195H19V194H18ZM23 195H25V194H22V195L20 196L21 199H23V198H22V197H24ZM41 195H43V192H42ZM44 195H45V194H44ZM54 195H56V194H53V196H54ZM59 195H60V194H59ZM59 195H58V196H59ZM62 195H63V193H62ZM101 195H102V194H101ZM101 195H100V196H101ZM113 195H114V194H113ZM115 195H116V194H115ZM163 195H164V194H163ZM175 195H176V194H175ZM202 195H203V194H201V198H202ZM214 195H215V194H213V196H214ZM34 196H35V195H34ZM46 196H47V195H46ZM53 196H52V197H53ZM161 196H162V195H161ZM182 196H183V195H182ZM184 196H185V195H184ZM187 196H188V195H187ZM187 196H186V197H187ZM203 196H206V197H207V195H203ZM213 196H211V197H213ZM26 197H27V195H26ZM26 197H25V199H26ZM28 197H29V196H28ZM32 197H33V194H32ZM62 197H64V196H62ZM97 197H98V195H97ZM102 197H103V196H102ZM116 197H117V196H116ZM171 197H174V195L171 196ZM198 197H199V199H200V196H199V195H198ZM211 197H210V199H211ZM229 197H230V196H229ZM33 198H34V197H33ZM36 198H37V197H36ZM47 198H49V197H47ZM94 198H95V197H94ZM103 198H104V197H103ZM108 198H109V195H108ZM127 198H129V197L127 196ZM179 198L181 199L182 197H179ZM34 199H35V198H34ZM38 199H39V198H38ZM45 199H46V198H45ZM45 199H44V200H45ZM51 199H52V198H51ZM53 199H55V196H54ZM99 199H100V197H99ZM106 199H107V198H106ZM112 199H113V197H111V200H110V201H112ZM130 199H132V198H130ZM184 199H185V198H184ZM184 199H183V203H184ZM195 199H197V196H196ZM203 199H204V198H202V200H203ZM207 199H209V198H207ZM228 199H229V198H228ZM31 200H32V198H31ZM49 200H50V199H49ZM65 200H66L65 198H64V201H62V199H61L60 201H58V203H59V202H61V203H62V202H65ZM68 200H69V199H68ZM104 200H105V198H104ZM119 200H120V199H119ZM135 200H136V198H135ZM139 200H140V199H139ZM178 200H179V199H178ZM204 200H205V199H204ZM214 200H215V199H214ZM27 201H28V200H27ZM27 201H26V202H27ZM46 201H48V200L46 199ZM50 201H52V200H50ZM99 201H100V200H99ZM113 201H115V200H113ZM113 201H112V202H113ZM165 201H166V200H165ZM169 201H171V200H168V202H169ZM215 201H216V200H215ZM26 202H25V203H26ZM31 202H32V201H31ZM43 202H45V201H43ZM53 202H54V201H53ZM55 202H56V201H55ZM92 202L95 203L96 200L94 201V199H93ZM92 202L90 201V206H91V204H93ZM101 202H102V199H101ZM105 202H108V201L105 200ZM156 202H157V201H156ZM203 202H204V201H203ZM209 202H210V201H209ZM218 202H219V201H218ZM218 202H217V203H218ZM222 202H223V201H222ZM255 202H256V201H255ZM25 203H24V204H25ZM46 203H47V202H46ZM50 203H51V202H50ZM113 203H114V202H113ZM113 203H112V204H113ZM123 203H124V202H123ZM143 203H144V202H143ZM145 203H146V202H145ZM197 203H198V202H197ZM28 204H29V203H28ZM28 204H27V208H28ZM102 204L104 205V202H102ZM115 204H116V203H115ZM133 204H134V202H133ZM156 204H157V203H156ZM208 204H209V203H208ZM29 205H32V204H29ZM44 205H45V204H44ZM44 205H43V206H44ZM46 205H47V204H46ZM53 205L56 206L55 203H54ZM60 205H61V204H59L57 207H60ZM109 205H110V203H109ZM129 205H130V204H129ZM129 205H128V206H129ZM139 205H140V204H139ZM144 205H145V204H144ZM148 205H149V204H148ZM151 205H152V204H151ZM183 205H185V204H183ZM204 205H205V204H204ZM204 205H203V208H207V206L204 207ZM220 205H221V204H220ZM222 205L225 206L226 203H225V204L222 203ZM36 206H37V205H35V207H36ZM51 206H52V205H51ZM51 206H49V209H50ZM62 206H63V204H62ZM96 206H97V204H96ZM104 206L107 207L106 203H105ZM125 206H127L126 203H125ZM128 206H127V207H128ZM130 206H131V205H130ZM132 206H133V205H132ZM149 206H150V205H149ZM155 206H156V205H155ZM16 207H18V206H16ZM23 207H24V206H23ZM44 207H45V206H44ZM44 207H42V208L44 209ZM52 207H53V206H52ZM88 207H89V206H88ZM88 207H87V205H86V208H88ZM98 207L101 208L100 205H98ZM134 207H135V206H134ZM153 207H154V206H153ZM159 207H160V205H159ZM186 207H187V205H186ZM200 207H201V206H200ZM235 207H238V206H235ZM18 208H19V207H18ZM30 208H31V207H30ZM46 208H48V206H47ZM54 208H55V207H54ZM54 208H52V209H54ZM83 208H84V207H83ZM83 208H82L81 210H85V209H83ZM90 208H91V207H89L88 209H90ZM92 208H93V205H92ZM197 208H198V207H197ZM37 209H38V208L36 207V210H37ZM49 209H48V210H49ZM67 209H68V208H65V210H67ZM113 209H114V208H113ZM124 209H125V208H124ZM140 209H141V208H140ZM185 209H186V208H185ZM195 209H196V208H195ZM195 209H194V210H195ZM199 209H200V208H199ZM201 209H202V208H201ZM236 209H237V208H236ZM31 210H32V209H31ZM33 210H35V209H33ZM46 210H47V209H46ZM46 210H45V211H46ZM48 210L46 211L47 213H48ZM115 210H116V209H114V211H115ZM120 210H123V209H121V207H120ZM126 210H127V209H126ZM161 210H162V209H161ZM182 210H183V209H182ZM202 210H203V209H202ZM207 210H208V209H207ZM207 210H206V211H207ZM232 210H233V209H232ZM25 211H26V210H25ZM42 211H43V210H41V212H42ZM52 211H53V210H52ZM63 211H64V210H63ZM85 211H86V210H85ZM90 211H91V210H89V212H90ZM98 211H99V209H98ZM116 211H117V210H116ZM148 211H150V210H148ZM157 211H158V210H157ZM191 211H192V210H191ZM200 211H201V210H200ZM216 211H217V210H216ZM12 212H13V211H12ZM26 212H27V213H26V215H27L28 212H29L28 209H27ZM38 212H40V211L38 210ZM38 212H37V213H38ZM83 212H84V211H83ZM86 212H87V211H86ZM86 212H84V213H86ZM91 212L93 213V211H91ZM99 212H100V211H99ZM110 212H111V211H110ZM132 212H134V211H132ZM193 212H194V211H193ZM193 212H192V214H193ZM198 212H199V210H198ZM204 212H205V211H204ZM4 213H5V212H4ZM29 213H30V212H29ZM32 213H33V212H32ZM47 213H46L45 215H47ZM78 213H79V212H78ZM96 213H97V211H96ZM139 213H140V211H139ZM183 213H186V212L183 211ZM207 213H208V212H207ZM41 214H42V213H40V215H41ZM48 214H51V212H49ZM60 214H61V213H60ZM62 214H63V213H62ZM87 214H88V212H87ZM90 214H91V213H89V215H90ZM128 214H129V213H128ZM132 214H133V215H137V214H134V213H132ZM132 214H131V215H132ZM141 214H142V213H141ZM196 214H197V213H196ZM199 214H200V213H199ZM205 214H206V213H205ZM210 214H211V212H210ZM8 215H9V214H8ZM42 215H43V214H42ZM52 215H53V214H52ZM52 215H51V216H52ZM64 215H65V214H64ZM69 215H70V213H69ZM77 215H78V214H77ZM77 215H76V216H77ZM81 215H82V214L78 215V217L81 216ZM84 215H85V214H84ZM99 215H101V214L99 213ZM125 215H126V214H125ZM151 215H152V214H151ZM185 215H186V214H185ZM190 215H191V214H190ZM190 215H188V216H190ZM197 215H198V214H197ZM197 215H196V216H197ZM201 215H202V213H201ZM28 216H30V215L28 214ZM47 216H48V215H47ZM87 216H88V215H87ZM96 216H97V215H96ZM122 216H123V215H122ZM127 216H128V215H127ZM156 216H157V215H156ZM156 216H154V217H156ZM193 216H194V214H193ZM203 216H204V215H203ZM37 217H38V216H37ZM39 217H40V216H39ZM39 217H38V220H41V217H40V218H39ZM44 217H45V216H44ZM55 217H56V216H55ZM83 217H84V216H83ZM88 217H90V216H88ZM137 217H138V216H137ZM198 217H199V215H198ZM201 217H202V216H201ZM205 217H206V216H205ZM10 218H11V217H10ZM30 218H31V217H30ZM30 218L27 217L28 220H29ZM52 218H54V217H52ZM123 218H124V217H123ZM128 218H129V217H128ZM194 218H195V216H194ZM194 218H193V219H194ZM208 218H209V216H208ZM258 218H259V216H258ZM13 219H15V217H14ZM27 219H26V220H27ZM32 219H33V218H32ZM77 219H78V218H77ZM79 219H80V218H79ZM79 219H78V220H79ZM136 219H137V218H136ZM150 219H151V218H150ZM182 219H183V218H182ZM203 219H205V218L203 217ZM26 220H24V221L26 222ZM67 220H68V219H67ZM124 220H125V219H124ZM127 220H128V219H127ZM147 220H148V219H147ZM147 220L141 222L139 225L146 223ZM24 221H23V222H24ZM35 221H36V220H35ZM44 221H45V220H44ZM75 221H76V219H75ZM75 221H74V223H75ZM89 221H92V219H89L88 222H89ZM117 221H118V220H117ZM148 221H149V220H148ZM206 221H207V218H206ZM209 221H210V220H208V222H209ZM20 222H22V221H20ZM23 222H22V223H23ZM29 222H30V220H29ZM33 222H34V221H33ZM40 222H41V221H39L38 224H39ZM63 222H64V221H63ZM69 222H70V221H69ZM69 222H68V223H69ZM83 222H84V221H83ZM125 222H126V221H125ZM138 222H139V221H138ZM17 223H18V222H17ZM17 223H16V224H17ZM26 223H27V222H26ZM31 223H32V221H31ZM34 223H35V222H34ZM50 223H51V222H50ZM54 223H55V222H54ZM81 223H82V221H81ZM147 223H148V222H147ZM3 224H6V223H3ZM7 224H8V223H7ZM18 224H19V223H18ZM28 224H29V223H28ZM32 224H33V223H32ZM45 224H46V223H45ZM48 224H49V223H48ZM60 224H61V223H60ZM87 224H88V223H87ZM115 224H117V223H115ZM118 224H119V223H118ZM0 225H1V224H0ZM10 225H11V224H10ZM20 225H21V224H20ZM20 225H19V227H21ZM30 225H31V224H30ZM30 225H29V227H30ZM40 225H41V224H40ZM46 225H47V224H46ZM75 225H76V224H75ZM93 225H94V224H93ZM105 225H106V224H105ZM147 225H148V224H147ZM147 225H146V226H147ZM206 225H208V224H206ZM16 226H17V225H16ZM22 226H23V225H22ZM26 226H27V225H26ZM31 226H32V225H31ZM38 226H39V225H38ZM49 226H50V225H49ZM57 226H58V225H57ZM148 226H149V225H148ZM151 226H152V225H151ZM19 227H18V228H19ZM23 227H24V226H23ZM23 227H22V228H23ZM33 227H35V226H33ZM33 227H32V228H33ZM58 227H59V226H58ZM118 227H119V226H118ZM202 227H203V225H202ZM254 227H255V226H254ZM10 228H11V226H10ZM13 228H14V226H13ZM27 228H28V226H27ZM30 228H31V227H30ZM35 228H36V227H35ZM35 228H34L33 230H35ZM39 228H41V227H39ZM49 228H51V227H49ZM69 228H71V227H69ZM73 228H74V226H73ZM122 228H123V227H122ZM130 228H131V227H130ZM132 228H133V227H132ZM132 228H131V229H132ZM205 228H206V227H205ZM255 228H256V227H255ZM41 229H42V228H41ZM63 229H64V231H65V229L68 230L67 227H66V228H63ZM74 229H75V228H74ZM112 229H113V228H112ZM112 229H111V230H112ZM120 229H121V228H120ZM124 229H125V228H124ZM146 229H147V227H146ZM146 229H145V230H146ZM168 229H169V228H168ZM200 229H201V228H200ZM210 229H211V228H210ZM250 229H251V227H250ZM253 229H254V228H253ZM6 230H7V229H5V231H6ZM18 230H20V229H18ZM38 230H39V231H38ZM38 230H35V231L40 232V229H38ZM51 230H52V228H51ZM67 230H66V232H68ZM113 230H114V232H115L116 234H118L119 232H120V234H123V233H121L122 230H121V231L118 230L119 232L116 230V228H114ZM133 230H134V229H133ZM133 230H132V231H133ZM143 230H144V229H143ZM143 230H142V228H141V231H142V232H143ZM260 230H261V232H262V229H260ZM10 231H11V229L9 230V233H11ZM42 231H43V230H42ZM61 231H62V228H61V230H60V233H61ZM146 231H147V230H146ZM171 231H172V230H171ZM199 231H200V230H199ZM213 231H214V230H213ZM253 231H254V230H253ZM253 231H252V232H253ZM255 231H256V230H255ZM12 232H13V230H12ZM22 232H23V231H22ZM22 232H20L19 234H22ZM25 232H26V231H25ZM38 232H37V233H38ZM250 232H251V231H250ZM261 232H260V233H261ZM34 233H35V232H34ZM37 233H36V234H37ZM51 233H52V232H50L49 234H51ZM62 233H63V232H62ZM140 233H141V232H140ZM145 233H146V232H145ZM36 234H35V235H36ZM68 234H70V232H68ZM68 234H67V235H68ZM128 234H129V233H128ZM137 234H138V233H137ZM7 235H8V234H7ZM9 235H10V234H9ZM58 235H59V234H58ZM58 235H57V237H59ZM138 235H140V234H138ZM146 235H147V234H146ZM1 236H2V235H1ZM4 236H5V238H6V235H4ZM12 236H13V235H12ZM19 236H20V235H19ZM37 236L39 237V236H40V233H39V235H37ZM37 236H34V238H36ZM47 236L50 237L49 235L46 234L45 239L48 238ZM61 236L63 237V234H61ZM61 236H60V237H61ZM94 236H95V235H94ZM115 236H116V238H117V235H115ZM133 236H135V235H133ZM261 236H262V235H261ZM13 237H14V236H13ZM20 237L23 238L25 241H27L26 239H27L28 237L25 238V237H26L25 235H24V236H20ZM57 237H56V238H57ZM125 237H126V235H125ZM147 237H148V236H147ZM227 237H228V236H227ZM2 238H3V237H2ZM2 238H1V240H0V243H3V242L5 241V239L2 240ZM29 238H30V237H29ZM34 238H33V239H34ZM40 238H41V237H40ZM114 238H115V237H114ZM116 238H115V240H116ZM171 238H172V237H171ZM36 239H39V238H36ZM50 239H52V238H50ZM53 239H55V237H54ZM110 239H111V238H110ZM118 239H122V238H118ZM137 239H138V238H137ZM148 239H149V237H148ZM8 240H9V239H8ZM8 240H7V241H8ZM47 240H48V239H47ZM47 240H46V241H47ZM123 240H124V239H123ZM123 240H122V241H123ZM1 241H3V242H1ZM30 241H31V240H30ZM39 241H40V239H39ZM41 241H43V240H41ZM54 241H55V240H54ZM57 241H58V240H57ZM60 241H62V239H60ZM116 241H117V240H116ZM142 241H143V240H142ZM10 242H12L11 239H10ZM10 242H9V244H10ZM33 242H34V241H33ZM50 242H53V240H51ZM113 242H114V241H113ZM113 242H112V243H113ZM118 242H119V241H118ZM118 242H117V243H118ZM144 242H145V241H144ZM5 243H6V241H5ZM29 243H30V242H29ZM38 243H39V242H38ZM45 243H46V242H45ZM115 243H116V242H115ZM121 243H122V242H121ZM140 243H141V242H140ZM145 243H146V242H145ZM7 244H8V243H7ZM25 244H26V243H25ZM31 244H32V241H31ZM34 244H35V243H34ZM36 244H37V243H36ZM53 244H55V242H53ZM109 244H110V243H109ZM143 244H144V243H143ZM228 244H229V243H228ZM3 245H4V244H3ZM42 245H43V244H42ZM50 245H51V244H50ZM55 245L58 246L57 243H56ZM117 245H119V244H117ZM122 245H123V243H122ZM9 246H10V245H9ZM20 246H21V245H20ZM20 246H19V247H20ZM39 246H40V245H39ZM47 246L49 247V244H47ZM52 246H53V245H52ZM111 246H112V245H111ZM120 246H121V245H120ZM120 246H119V247H120ZM141 246H142V244H141ZM145 246H146V245H145ZM152 246H153V245H152ZM162 246H163V245H162ZM219 246H220V244H219ZM7 247H8V246H7ZM7 247H6V248H7ZM28 247H29L28 245H25V249H27ZM48 247H45V248H48ZM123 247H124V246H123ZM138 247H139V246H138ZM170 247H171V246H170ZM38 248H39V247H37V249H38ZM50 248H51V247H50ZM50 248H48V249L51 250ZM55 248H56V249H55ZM55 248H53V249H55V250L58 249V247H55ZM59 248H60V247H59ZM145 248H147V246H146ZM32 249L35 250V249H36L35 246H34ZM32 249H31V250H32ZM37 249H36V251H37ZM40 249H41V248H40ZM128 249H129V248H128ZM137 249H139V248H137ZM143 249H144V248H143ZM206 249H207V248H206ZM10 250H11V249H10ZM19 250H20V249H19ZM122 250H124V249H122ZM2 251H3V249H2ZM8 251H9V250H8ZM24 251H25V250H24ZM38 251H40V250H38ZM42 251H43V250H42ZM53 251H54V250H53ZM103 251H104V249L101 247V248L99 249V251L92 252L91 255H90V257H91V262H93V263H90V262L88 261V264H119L120 259H118V258H117L116 260H113L112 262H106V261H104L103 258H102V252H103ZM186 251H187V250H186ZM9 252H10V251H9ZM51 252H52V251H51ZM133 252H134V251H133ZM138 252H139V251H138ZM146 252H147V251H146ZM177 252H178V251H177ZM4 253H6V256H5V257L8 259V257H7V256H8V253H7V252H4ZM38 253H39V252H38ZM69 253H70V252H69ZM69 253H68V254H69ZM225 253H226V252H225ZM10 254H11V253H10ZM36 254H37V253H36ZM39 254H41V253H39ZM125 254H127V253H125ZM164 254H165V253H164ZM176 254H177V253H176ZM11 255H14V254H11ZM30 255H31V254H30ZM32 255H34V254L32 253ZM50 255H51V254H50ZM144 255H145V254H144ZM144 255H143V257H144ZM166 255H167V254H166ZM181 255H182V254H181ZM225 255H226V254H225ZM0 256H1V255H0ZM54 256H55V254H54ZM68 256H69V255H68ZM5 257H4V259H6ZM13 257H14V256H13ZM24 257H26V256H24ZM24 257H22V258H23V261H25V260H24V259H25ZM28 257H29V256H28ZM31 257H32V256H31ZM59 257H60V255H59ZM125 257H126V256H125ZM145 257H146V256H145ZM154 257H155V256H154ZM154 257H153V259L156 258V257H155V258H154ZM11 258H12V257H11ZM130 258H131V257H130ZM146 258H147V257H146ZM4 259H3V260H4ZM9 259H10V258H9ZM9 259H8L7 261H9ZM15 259L18 260L17 257H16ZM37 259H38V258H37ZM57 259H58V258H57ZM144 259H145V258H144ZM11 260H12V259H11ZM35 260H36V259H35ZM52 260H53V259H52ZM52 260H50V262H51ZM58 260H59V262L61 261L60 259H58ZM123 260H124V259H123ZM128 260H129V259H128ZM145 260H146V259H145ZM4 261H5V260H4ZM29 261H30V262H33L34 260H29ZM142 261H144V260H142ZM150 261H151V260H150ZM1 262H2V263H0V264H3V261H1ZM5 262H6V261H5ZM11 262H12V261H11ZM54 262H55V261H54ZM56 262H58V261L56 260ZM132 262H133V261H132ZM183 262H185V261H183ZM6 263H7V262H6ZM14 263H15V262H14ZM36 263H37V262H36ZM69 263H70V262H69ZM78 263H79V260H74V261L72 262V264H78ZM135 263H136V262H135ZM149 263H150V262H149ZM9 264H11V263H9ZM12 264H13V263H12ZM124 264H125V262H124ZM150 264H151V263H150ZM185 264H186V263H185Z\"/></svg>","mask_w":264,"mask_h":264}]
</instances>
